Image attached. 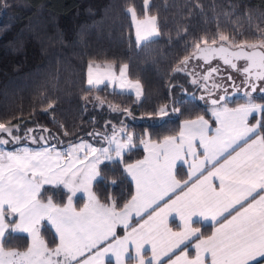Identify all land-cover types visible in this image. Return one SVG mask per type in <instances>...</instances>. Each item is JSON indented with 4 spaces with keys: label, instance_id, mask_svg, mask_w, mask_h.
Segmentation results:
<instances>
[{
    "label": "snow or ice",
    "instance_id": "6c2138e0",
    "mask_svg": "<svg viewBox=\"0 0 264 264\" xmlns=\"http://www.w3.org/2000/svg\"><path fill=\"white\" fill-rule=\"evenodd\" d=\"M143 3V19L134 6L127 8L137 45L161 35L158 17L147 14L150 0ZM188 6L201 7L198 0ZM246 14L250 20L252 10ZM260 18L264 21V12ZM232 33L198 38L173 70L192 76L190 99H196L195 91L201 92L199 99L210 106L215 130L199 116L183 121L178 135L162 140L153 141L151 133L145 132L139 144L147 155L135 163L124 160L125 153L137 145L135 133L128 132L123 122L110 128L107 122L104 130L88 133L95 144L82 140L65 152L55 144L49 146V138L54 137L48 128L38 125L42 134L37 139L36 129L22 120L0 122V264H105L106 258L108 264L113 260L114 264H264V102L253 96L264 93V28L258 29L256 42L239 39L243 33L237 29ZM193 60L197 68L206 66L205 71L188 72ZM213 60L244 77L243 103L237 107L228 106V89ZM128 67L122 65L117 76L111 63L90 62L83 90L114 86L122 92L134 91L140 101L141 83L127 79ZM82 100L85 107L92 101L105 104L100 96L85 95ZM179 102L174 98L172 113L181 112L176 107ZM108 107L135 119L129 108ZM49 110L54 113L52 103L44 109ZM151 115L167 117L169 108L161 106ZM57 127L68 135L66 125ZM26 141L43 143L32 148ZM5 146H12L11 150ZM109 164H123L121 175L135 184V194L119 210L118 201L109 198L111 202L102 203L93 191L95 182H103L101 173ZM181 175L187 179L178 178ZM117 184L113 180L108 186ZM45 186L65 190L67 202L57 204L52 196L43 199L49 190ZM77 193L86 197L79 209L73 205ZM173 214L179 219V230L168 224ZM133 215L140 220L135 227L129 223ZM201 221L212 222L211 235L204 236L195 226ZM117 225L124 226L123 237L117 236ZM46 226L54 230L51 241L42 233ZM14 233L26 234L25 250L9 247ZM146 245L150 256L145 254Z\"/></svg>",
    "mask_w": 264,
    "mask_h": 264
},
{
    "label": "trees",
    "instance_id": "16d2710c",
    "mask_svg": "<svg viewBox=\"0 0 264 264\" xmlns=\"http://www.w3.org/2000/svg\"><path fill=\"white\" fill-rule=\"evenodd\" d=\"M190 3L197 0H150L148 13L158 17L161 35L137 45L127 7L134 6L138 16H143V0H0V122L22 120L36 129L34 135L42 134L37 126H43L54 137L49 142L63 146L91 138L88 133L104 130L107 122H111L109 128L123 122L127 131L135 133L138 144L145 132L151 133L152 140L176 134L184 118L204 116L212 121L208 105L190 99L194 89L187 75L173 70L200 37L211 39L218 32L232 35L237 29L243 33L239 39L256 42L258 29L264 28L260 18L264 0H198L201 7L194 10ZM248 10L253 13L250 20ZM28 24L30 28L22 35ZM39 24L40 30L36 27ZM90 61L127 64L128 77L141 83V100L137 101L132 92L105 85L85 92ZM15 82H21L22 89H16L9 98L7 87ZM198 93L195 91V95ZM85 95L90 99L100 96L105 104L92 101L85 107ZM174 98L180 101L176 104L181 107L180 113L171 112ZM257 101L264 102V97L257 96ZM49 103L54 105V113L44 111ZM109 104L129 108L135 119L112 112ZM164 105L170 115H151ZM57 124L66 125L68 135ZM142 155L143 149L137 145L125 153V163ZM122 169L123 164H109L101 173L103 182H95L93 187L100 201H118V209L133 192L130 178L121 175ZM113 180L118 181L115 188L108 186ZM79 200L81 197L75 199L76 206ZM208 229L205 227V232ZM42 233L48 241L54 237L50 226ZM12 236L9 247L26 248V234Z\"/></svg>",
    "mask_w": 264,
    "mask_h": 264
},
{
    "label": "rangeland",
    "instance_id": "374dc122",
    "mask_svg": "<svg viewBox=\"0 0 264 264\" xmlns=\"http://www.w3.org/2000/svg\"><path fill=\"white\" fill-rule=\"evenodd\" d=\"M127 8H128V7H127ZM129 14H130V13H129ZM147 14H148V15H152V14H149V13H147ZM144 16H145V14H144L143 16H138V17H139L140 19H143ZM130 19H131L132 27H133V35H134V38H135V40H136V28H135V25H134V23H133V21H132L131 14H130ZM40 24H42V23L40 22ZM40 24H39V26H38V25L36 26V27H38L39 30H40V28H39V27H40ZM28 28H30V25H29V24H28V26H26V28L23 29V33H22V35H24V32L26 33V32L28 31ZM39 32L42 33V34H45V32L42 31V30L39 31ZM42 34H40V37H41L42 39H44L45 36L42 35ZM7 46H8V48L10 49L9 45H7ZM9 49H8V50H9ZM215 61H216V60H213V61L211 62L212 65L215 63ZM90 62H95V63H98V64H100V65H105V64L111 63V64L113 65V71L116 73L117 76L119 75V68H120L122 65H124V63H122V64H119L118 66H115V64L112 63V62H110V61H90ZM90 62H89V63H90ZM89 63H88V65H89ZM200 63H201V62H200ZM196 65H197V62H196V61H191V62H190V65H189V67H188V72H191L192 70L197 71V72H203V71H205L206 66H205V68H197ZM190 68H192V70H189ZM101 71H103V68L101 69ZM94 72H95V69H94ZM183 73H185V74L187 75V76H186V79H187V81L190 83V80L192 79V76L189 75L187 72H183ZM126 76H127V79H128V80H131V81H137V80L130 79V78L128 77L127 73H126ZM18 88H19V90L21 91V89H22V83H21V82H15V84H14V83L10 84V85L7 87V95H8V97H9V98H12L13 93L16 92V89L18 90ZM112 88H115V87L112 86ZM115 89H117V88H115ZM117 90H119V89H117ZM120 91H121V90H120ZM5 92H6V91H5ZM129 92H132V93H134V95H135V92H134V91L129 90ZM198 92H199L200 95H201V92H200V91H198ZM199 93H198V95H197V94L195 95V96H196V99H199ZM15 94H16V93H15ZM7 95H6V98H8ZM200 101H201L202 103L205 104V102H204L203 100H200ZM238 102H241V101H238ZM208 106H209V105H208ZM13 124H15V123H13ZM128 132H131V133H132L131 130L128 131ZM109 134H110V133H109ZM40 135H41V134H38V135H35V136L37 137V139H39ZM82 140L85 141V142H88V143H93V144H95V141L93 140V137H91V138H82V139L77 140L76 142H73V143H70V144H66V145H63V146H58L55 142H51V143L49 142V146L52 145V144H55V145L57 146V150L62 151V152H65V151H67V149L69 148V146H70L71 144L79 143V142H81ZM26 143L28 144L29 147L37 148V147L41 146V144H42L43 142L41 141L40 144H31L30 141H26ZM5 147H7L9 150H11V147H12V146H5ZM45 187H46V188H49V190L44 192V194H43V199L46 200L49 196H52L54 202L57 203V204H63L64 202H65V203L67 202V197H66V195L64 194V191H65V190H63V189L52 190V189L50 188V186H45ZM82 195H83V193H77V196L74 197L73 202L75 201V199H76L78 196H82ZM60 199H61L62 201H59ZM23 234H24V233H23ZM25 249H26V248H25ZM25 249H20V250L23 251V250H25Z\"/></svg>",
    "mask_w": 264,
    "mask_h": 264
},
{
    "label": "crops",
    "instance_id": "0c3cea01",
    "mask_svg": "<svg viewBox=\"0 0 264 264\" xmlns=\"http://www.w3.org/2000/svg\"><path fill=\"white\" fill-rule=\"evenodd\" d=\"M87 70H88V67H87ZM87 70H86V80H87ZM257 102H258V101H257ZM239 103H243V101H241V102H236V103H234V104H230V103H229L228 106L234 108V107H237ZM208 110H209L210 115H211V109H210V106H208ZM253 115H255V114H253ZM197 117H199V116H195V117H191V118H184V119L180 120V122H179V126H178V131L176 132V134H173V135H167V136H175V135H178V133L180 132L181 125L183 124V121H185V120H187V119H196ZM204 118H205L206 120L209 121V124H210L212 130L214 131V130H215V127H216L214 117L211 115L212 121H210V120H209L208 118H206V117H204ZM251 119H252V117H250V120H251ZM253 122H254V121H253ZM164 137H165V136H164ZM164 137H162V138L159 139V140H162ZM143 138L147 139V137H143ZM153 141H157V140H153ZM197 143H198V141H197ZM136 145H139V146L143 149V155H142L140 158H138L137 160H134V161H132V162H128V163H135V162L138 161V160H142V159H144V157L147 155V153H146L145 150H144V146H143V145H140L139 143L136 144ZM186 172H187V166L184 167V173H186ZM129 178H130V177H129ZM178 178H180V177H178ZM181 178H182V179H187V176L184 175V176L181 177ZM130 181H131V178H130ZM131 183H132V187H133L132 195H134V194H135V184H134V182H132V181H131ZM215 183L218 185V184H219V181L217 180V181H215ZM132 195H131V197H132ZM78 197H81V200L77 201V203H78L79 205L76 206V202H75V201L73 202V205H74L77 209L82 208V207L84 206V203L86 202V197H84V195H82V196H78ZM131 197L128 199V201L131 199ZM128 201H127V202H128ZM101 202H102V201H101ZM109 202H111V201H109ZM127 202H126V203H127ZM64 203H65V202H64ZM102 203H105V202H102ZM122 207H123V206H122ZM122 207H121V208H122ZM119 209H120V208H119ZM119 209L117 208V210H119ZM144 218L147 219V216L145 215ZM139 222H140L139 217H136L135 215H133V216L130 218V220H129V223H130L133 227H135V226L137 225V223H139ZM179 223H180V222H179V219L175 217V214H173V215H171V216L168 217V224H169L170 227L173 228V230H179L178 227H177V226L179 225ZM195 226L201 228V232H202V234H203L204 236L211 235V233H212V231H213V228H212V222H211V221H201L199 224H196ZM205 227H209V229H208L207 232H205ZM51 230H52V229H51ZM52 232L54 233V230H52ZM116 234H117L118 237H123V236L126 234V230H125V228H124L123 225H117V228H116ZM53 246H54V245H53ZM26 247H27V246H26ZM145 248L148 249V250L146 251L145 254H146L147 256H150V255H151V251H150V249H149V246L146 245ZM24 249H25V248H24ZM189 252H190L191 254L194 255V249H192L191 246L189 247ZM165 259H166V258H165ZM105 264H108V259H107V258H106ZM112 264H114V260H113Z\"/></svg>",
    "mask_w": 264,
    "mask_h": 264
},
{
    "label": "flooded vegetation",
    "instance_id": "af4514ba",
    "mask_svg": "<svg viewBox=\"0 0 264 264\" xmlns=\"http://www.w3.org/2000/svg\"><path fill=\"white\" fill-rule=\"evenodd\" d=\"M193 61H195V60H193ZM237 63L239 65V64H242L243 62H237ZM201 64H203V63H201ZM217 65H219L220 68H221V74H220V76L223 77V79L221 80V83H225L226 84L227 89H228V94L229 93H232V92H234V93L235 92H241L240 94H238V93L234 94L231 97V101L230 102H233V101H243L241 99V97H242L243 92L245 90L242 87V81H243L244 77L239 72L231 69L228 66L223 65L222 62H220L219 60H216L215 63L212 66H217ZM229 75L232 77V80H228L227 79V77ZM220 76H217L216 78L217 79H220ZM220 94L223 95L224 92L221 90ZM253 96H255V97H257V96L258 97H264V93H253Z\"/></svg>",
    "mask_w": 264,
    "mask_h": 264
},
{
    "label": "water",
    "instance_id": "95a60500",
    "mask_svg": "<svg viewBox=\"0 0 264 264\" xmlns=\"http://www.w3.org/2000/svg\"><path fill=\"white\" fill-rule=\"evenodd\" d=\"M221 62V61H220ZM201 63H203V61H201ZM236 93H238V94H240L241 92H232V93H229L228 94V97H229V102L231 101V97L234 95V94H236Z\"/></svg>",
    "mask_w": 264,
    "mask_h": 264
}]
</instances>
